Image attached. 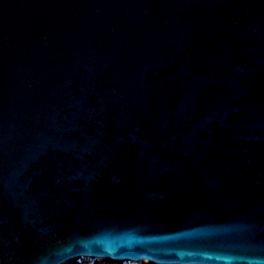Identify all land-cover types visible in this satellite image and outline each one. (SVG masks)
Listing matches in <instances>:
<instances>
[{
    "label": "water",
    "instance_id": "95a60500",
    "mask_svg": "<svg viewBox=\"0 0 264 264\" xmlns=\"http://www.w3.org/2000/svg\"><path fill=\"white\" fill-rule=\"evenodd\" d=\"M264 264V0H0V264Z\"/></svg>",
    "mask_w": 264,
    "mask_h": 264
},
{
    "label": "trees",
    "instance_id": "16d2710c",
    "mask_svg": "<svg viewBox=\"0 0 264 264\" xmlns=\"http://www.w3.org/2000/svg\"><path fill=\"white\" fill-rule=\"evenodd\" d=\"M80 260H81L80 258L79 259L70 260L66 264H131L130 262L114 261V260H111V259H102V260L90 259V260L83 261V262H81ZM141 264H153V263L143 262Z\"/></svg>",
    "mask_w": 264,
    "mask_h": 264
},
{
    "label": "bare ground",
    "instance_id": "6f19581e",
    "mask_svg": "<svg viewBox=\"0 0 264 264\" xmlns=\"http://www.w3.org/2000/svg\"><path fill=\"white\" fill-rule=\"evenodd\" d=\"M81 260H85V259H81ZM135 264H139V262H134Z\"/></svg>",
    "mask_w": 264,
    "mask_h": 264
},
{
    "label": "rangeland",
    "instance_id": "374dc122",
    "mask_svg": "<svg viewBox=\"0 0 264 264\" xmlns=\"http://www.w3.org/2000/svg\"><path fill=\"white\" fill-rule=\"evenodd\" d=\"M81 261V260H80ZM87 261V260H86ZM134 263V262H133ZM133 263H131V264H133ZM135 264V263H134Z\"/></svg>",
    "mask_w": 264,
    "mask_h": 264
}]
</instances>
